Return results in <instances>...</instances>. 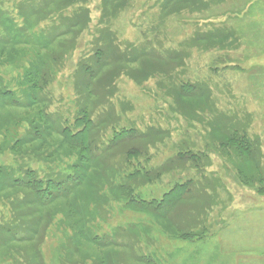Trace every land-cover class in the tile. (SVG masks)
<instances>
[{"label":"rangeland","instance_id":"1","mask_svg":"<svg viewBox=\"0 0 264 264\" xmlns=\"http://www.w3.org/2000/svg\"><path fill=\"white\" fill-rule=\"evenodd\" d=\"M162 1L122 0L103 24L100 0H90L89 25L64 53L60 44L45 49L40 34L57 21L40 8L26 24L18 15L36 3L0 0V38L9 42L0 41V264H264V0H167V10ZM105 26L121 53L145 43L179 52L181 66L117 60L114 77L89 96L80 65ZM33 66L39 75H29ZM165 69L208 87V96L179 106ZM81 110L96 122L86 134L93 155L68 196L43 207L36 191L67 183L88 155L80 158L85 141L62 134L77 133ZM106 114L107 125L97 121ZM114 121L158 133L145 139L143 170L125 167L126 145L107 147ZM232 125L255 140L254 150L225 148ZM182 144L203 153L200 173L178 157ZM187 179L190 197L166 209L148 204Z\"/></svg>","mask_w":264,"mask_h":264},{"label":"trees","instance_id":"2","mask_svg":"<svg viewBox=\"0 0 264 264\" xmlns=\"http://www.w3.org/2000/svg\"><path fill=\"white\" fill-rule=\"evenodd\" d=\"M122 0H100L102 4V10H103V24H109L110 23V17L117 13L119 11V7L121 6ZM124 1V0H123ZM167 1V0H166ZM162 1L161 8L167 10L168 4H170V0L167 2ZM30 3H36V8H28L29 11L27 13H21L18 11V15L23 18V21L25 23L26 18L28 17L29 13L30 16H34L37 11L36 9L40 8L43 13L50 18L49 24L57 21L58 24L51 26L52 28H49L47 32L43 33L42 31L40 34L45 40V49L52 48L53 44H60L59 49L62 52H70L71 46H73L74 37L83 29L86 28L87 25H89L90 22V12H89V2L90 0H29ZM18 10H20L18 8ZM24 23L20 24L19 27H17L16 31L18 33H25V26ZM26 24V23H25ZM112 33L108 30V27L105 26L101 32H100V39L98 46L94 49V56H88L85 58H88L87 60H82L80 67H84L86 71V80L90 83L88 87L89 96L94 97L95 94H98V91L96 90L97 87L94 86V84H98V82H103L104 79L111 75V77H114L115 73L117 72L118 68H121L122 64L118 62L117 60H121L124 62H127V65H130L132 63H142L145 67V69H148L149 67L154 68H160L163 70V67L171 66V70L174 67H179V62H182V57L179 52H173L171 50L165 51L164 54H158V52H155V49H151L150 47H146L145 43L140 44L139 46H132L131 44L126 45V49L123 53L120 52V45L115 46L112 43ZM0 41L4 43H9L7 41H4L2 38H0ZM65 41V43L63 42ZM65 47V48H64ZM38 49L42 50L41 47H38ZM44 49V48H43ZM152 53V56H151ZM119 54V55H118ZM59 55V54H58ZM93 56V57H92ZM145 57H149L148 60H146ZM83 58V59H85ZM130 63V64H129ZM110 66V69L106 72V74H100V70L104 66ZM31 73L29 72V75L32 76V73L39 75L40 71L39 68L33 66ZM36 71V73H35ZM166 71V72H165ZM164 73L167 74V76H170L172 80H177L175 85L170 88L171 96L174 99V102L179 104V106H184L185 102L194 97H205L209 94V88L201 85L200 83L196 84L192 81L183 80L179 73L175 75H170L169 70L165 69ZM99 75V76H98ZM105 75V76H104ZM97 76L99 78H97ZM97 79V80H96ZM82 84L86 80L82 77ZM96 80V81H95ZM86 81V82H87ZM100 84V83H99ZM110 88V85H107L104 92ZM102 92V91H101ZM103 92V93H104ZM169 97V96H168ZM170 101V100H168ZM84 102V98L83 101ZM83 110H81L82 112ZM108 114V113H107ZM102 116L99 117L97 121H99L101 124L106 123L108 121V117ZM78 122L80 128L77 131V133H72L67 128H64L63 138L66 140V142L69 143H76V140L81 144L85 141V143H82L81 146H83V149L86 152H83L86 155L85 161L80 162L79 164H75L72 166L75 170L72 174H70L68 177L70 178L67 183L65 182H58L56 185H50L49 187L46 185L45 188L42 190L36 191V194L39 197L40 205L43 207H46L48 204L52 203L57 198L67 197L70 189L74 187V185H78L80 181H78V178H80V171H84L86 169V162L89 160L87 159V156L93 155V150H91V147L89 146L92 141H89L86 139V134L90 133L91 128H94V124H96L92 112L89 111V113L82 112L80 116H78ZM115 124V121L113 123L110 122L111 126V132L112 136L109 140L107 147H116L120 144H124L126 149V158L127 162L125 164V167L128 168V170L137 169L133 172H136L140 170H143L142 167L146 168L147 161L149 159V154L145 150L148 146V141L146 142L145 139L152 136V139L149 140V142H153L155 140V137L157 136V132L155 131V128H148L146 131H137L136 128L132 126L128 127H117V124ZM109 130V127H108ZM228 138H227V144L225 145V148L227 149H237L240 152H246L249 148H251V151L255 149L256 142L252 138L250 139L243 128H238L236 125H232L231 129L228 131ZM85 136V137H84ZM87 141V143H86ZM94 143V141H93ZM224 143V142H223ZM227 145V147H226ZM179 150V158L180 160H183V162H189L190 167L194 168L197 173H200V171L204 167L205 163V157L203 156V153L198 150L196 147V144H190V145H184L182 144V147ZM234 151V150H233ZM92 154V155H89ZM144 156V161L141 159V157ZM79 158V159H80ZM82 159V158H81ZM83 160V159H82ZM125 168V169H127ZM148 173V170L146 171ZM126 176V175H125ZM190 180H185L184 182H178L174 185V187L163 193V196H161L159 199H152L148 200V204L151 205V203H154L156 206H159L162 209H166L170 206V203L172 202V198L179 195H183V198L186 196H189V186ZM188 186V187H187ZM119 189H122L121 187H118ZM123 189L129 190V187L124 186ZM191 189V188H190ZM132 197L137 198L138 200L145 202L143 198H141L136 193L132 195ZM190 197V196H189ZM177 198V197H176ZM174 198V199H176ZM173 199V200H174ZM29 227V226H28ZM36 228V222L32 223V228ZM0 229H2L0 227ZM30 230V229H29ZM8 234V233H7ZM1 246V245H0ZM4 246V245H3Z\"/></svg>","mask_w":264,"mask_h":264}]
</instances>
